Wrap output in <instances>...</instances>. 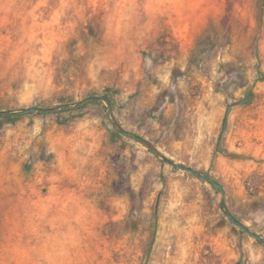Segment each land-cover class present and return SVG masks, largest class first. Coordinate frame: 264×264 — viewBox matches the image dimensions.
Returning a JSON list of instances; mask_svg holds the SVG:
<instances>
[{"label":"rangeland","instance_id":"obj_1","mask_svg":"<svg viewBox=\"0 0 264 264\" xmlns=\"http://www.w3.org/2000/svg\"><path fill=\"white\" fill-rule=\"evenodd\" d=\"M0 264H264V0H0ZM226 119V126L223 131Z\"/></svg>","mask_w":264,"mask_h":264},{"label":"water","instance_id":"obj_2","mask_svg":"<svg viewBox=\"0 0 264 264\" xmlns=\"http://www.w3.org/2000/svg\"><path fill=\"white\" fill-rule=\"evenodd\" d=\"M103 101L106 103L107 109H108V117L111 120L113 126L115 127V129L120 132L122 135L129 137L131 139H134L136 141H138L139 143H141L142 145L146 146L148 149H150L152 151V153L158 157L159 159L162 160V162L164 164H169L171 165L175 170L178 171H184L187 173H190L192 175H195L201 179H204L206 181H208L209 183H211V185L214 187V189L216 191H221V186L220 184H218L217 182H215L213 179H211L207 174H202L198 171H195L189 167H186L184 165H180L177 163H173L172 161H170L167 158H164L149 142H147L146 140L142 139L141 137L133 134V133H129L125 130H123L121 127L118 126L117 123H115L112 120V116H111V104L110 101L106 98V97H93V98H88L80 103H78L75 106H69V105H65V106H61V107H57V108H52V109H41V108H28V109H24L21 111H3L0 112V119L2 118H8V117H15V116H21V115H29V114H41V115H48V114H52L61 110H69L72 108H80L83 105H85L86 103L89 102H100ZM221 207L224 209L225 211V215L226 217L229 219V221L235 225L236 227H238L239 229H241L244 233H246L247 235L251 236L252 238H254L255 240L261 242L264 244V241L261 237H259L258 235H256L255 233H253L251 230H249L245 225H243L240 221H238L237 219H235L234 217H232V215L226 210L224 203H221Z\"/></svg>","mask_w":264,"mask_h":264},{"label":"trees","instance_id":"obj_3","mask_svg":"<svg viewBox=\"0 0 264 264\" xmlns=\"http://www.w3.org/2000/svg\"><path fill=\"white\" fill-rule=\"evenodd\" d=\"M13 117H9L8 119H12ZM226 126V119H225V123H224V127H223V131H224V128Z\"/></svg>","mask_w":264,"mask_h":264}]
</instances>
